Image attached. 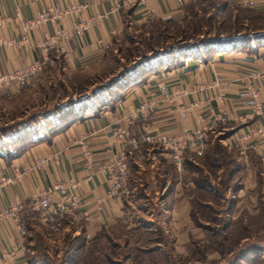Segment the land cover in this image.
I'll use <instances>...</instances> for the list:
<instances>
[{
  "label": "crops",
  "instance_id": "obj_1",
  "mask_svg": "<svg viewBox=\"0 0 264 264\" xmlns=\"http://www.w3.org/2000/svg\"><path fill=\"white\" fill-rule=\"evenodd\" d=\"M121 1L0 0V16L14 17L19 14L23 19L34 18L44 6L70 3L83 5L77 15L31 30L29 43L1 48L0 74L13 72L34 62L41 64L40 74L45 73L60 58L63 68L69 71L89 72L103 63L109 47L128 24L178 20L183 15V7L191 0H181V4L179 0H148L146 11L135 2L112 10V6ZM225 1L246 6L247 0ZM251 8L264 9V0H253ZM166 15L169 18L165 20ZM77 17L99 18L80 36H71L60 43L63 54L55 48L43 50L39 47L54 32L71 30ZM21 36L22 30L18 23H11L0 30V37L6 40ZM156 65L128 81L117 97L106 99V96H100L94 99L99 104L88 103L83 108L70 110L53 122H48L50 126L38 132V136H31L30 141L25 136L14 142L0 141V175L13 177L15 170L18 171L14 182L0 191V212L10 206L18 208L17 220L12 217L0 220V255L10 251L15 253L6 259L0 257V264H50L37 254L35 244L38 240L43 243L45 254L52 259L63 254L66 248L62 250L60 247L66 245V240L80 238L79 248L70 253L72 261L74 254L85 253L97 238L108 241L109 234L118 227L125 210L133 207L141 210L145 207L137 204L141 198L137 191L142 187L145 193L147 186L164 191V197L169 199V204L163 209V212L170 215L167 223L179 230V236L175 235L174 242H187V229L205 227L203 222L197 220L198 224H195L190 217L194 178H197L198 173L206 181L207 192L219 198L222 196L207 184L208 181L213 183L215 178L208 179L202 165L209 141L222 134L225 135L220 142L233 153L237 164L227 180L230 182L232 178L238 177L237 186L233 189L226 187L223 192L229 191L230 198L233 196L239 200L254 196L255 190L264 180V135L255 142L257 150L248 149L244 156H239L235 150L226 146V138L232 133H242L255 127L264 132V118H253L242 123L230 119L248 113L236 94L247 73L264 71V45L237 44L225 48L193 49L190 54L178 58L173 55L172 60L167 59ZM215 78L226 83V86L207 90L205 94L197 90ZM254 84L259 92V101L264 103V79L256 80ZM18 92L17 86L12 83L0 85V105L18 97L21 94ZM216 94H220V97L216 98ZM143 102L150 103L145 119L136 112L137 106ZM189 104L192 105L190 111L180 116L179 110ZM216 113H220L224 121L215 120ZM115 126L124 129L121 141L113 136ZM193 129L205 130L206 143L202 156L194 157L188 152H182L177 167L170 162L169 151L140 140L146 134L177 137ZM79 138H84L87 144L89 162L92 164L90 168H86L83 163L81 149L77 144ZM53 155L55 161L36 165L38 160ZM116 156L125 162L128 175L125 192L109 197L106 195V173L98 165L107 164ZM30 166L32 169L27 171ZM56 181L77 184L80 196L78 209L71 215L59 218L33 211L29 204L34 196ZM203 188L198 186L196 189L202 192ZM202 203L211 209L208 202ZM211 211L218 214L213 209ZM53 245L56 247L54 252L51 247Z\"/></svg>",
  "mask_w": 264,
  "mask_h": 264
},
{
  "label": "rangeland",
  "instance_id": "obj_2",
  "mask_svg": "<svg viewBox=\"0 0 264 264\" xmlns=\"http://www.w3.org/2000/svg\"><path fill=\"white\" fill-rule=\"evenodd\" d=\"M221 3V0H208L203 7L215 4L220 6ZM192 11L195 12V9ZM198 15L209 19V27L202 26V31H206L205 37L213 36L215 31L221 36L232 35V29L240 28L238 24L242 23L243 17L239 8L234 11L231 6L224 13L207 9ZM259 15L260 13H254L251 22H243L248 27L260 30L257 31L259 36L251 38L245 45H264V20L254 19ZM233 16L236 22H233ZM148 27L147 23L128 24L109 47L103 63L89 72L69 71L63 68L60 58L53 68L34 76L27 87L19 90L21 94L18 97L0 105V141L14 142L24 136L30 141L31 136H38V132L50 126L48 122H53L64 113L83 108L88 103L99 104L94 99L100 96H106V99L117 97L120 89H116V85H121L126 76L143 68L155 67L167 59L172 60L173 55L178 58L190 54L193 49H210L197 42L191 45L188 43L189 46L181 51L170 48L169 52H164L160 47L171 41L163 40V43H159L153 40L148 35ZM238 32L242 34L244 31L239 29ZM197 38L199 37L195 39ZM239 43L241 42L212 45L211 48H225ZM223 136L224 134L218 137ZM209 142V148L216 143L214 139ZM216 151L223 154L225 163L218 161L221 164L219 172L215 168H207L208 179L215 178L213 183L208 181L207 184L222 196L219 198L205 192L201 193V199L208 202L210 210L213 209L218 214L212 215L208 210L194 209L198 213L197 219L205 227L187 229V242H174L179 230L167 223L170 215L163 212V209L169 204V199L164 197V191L147 186L144 193L142 187H139L137 193H140L141 198L137 204L145 207L141 210L135 207L125 210L118 227L109 234L108 241L97 238L81 254L83 257L76 264H264V180L252 197L239 200L233 196L230 198L229 191H224L227 194L225 197L223 190L226 187L233 189L238 184V177L232 178L230 182L227 180V171L233 166L228 162L232 160L236 163V160L231 151L221 147H217ZM36 245L40 258L48 260L50 264H62L63 254L50 259L45 254L41 240ZM51 247L54 252L55 245ZM66 247L64 245L60 248L63 250Z\"/></svg>",
  "mask_w": 264,
  "mask_h": 264
},
{
  "label": "built area",
  "instance_id": "obj_3",
  "mask_svg": "<svg viewBox=\"0 0 264 264\" xmlns=\"http://www.w3.org/2000/svg\"><path fill=\"white\" fill-rule=\"evenodd\" d=\"M148 0H123L120 4H114L112 10H117L122 6H126L130 3L139 4L143 10H147ZM181 4V0H179ZM247 7H253V0L246 1ZM83 5L79 4H64L62 6H44L38 10L36 16L31 19H23L17 14L14 17L0 16V30L11 23H18L22 30V36L18 39H3L0 37V49L3 47H19L23 44L29 43L30 31L36 27L52 23L60 20L64 17L77 15ZM146 13V12H145ZM99 17H86L78 18L72 26L71 30H58L44 39L40 44L43 50L55 48L58 52L63 54L60 43L70 38L71 36H80L90 26L97 23ZM169 18V15L165 16V20ZM41 71V64L34 62L27 67L17 69L10 73L0 74V85L12 83L17 86V91L27 87L34 76L39 74ZM264 79V71L262 72H249L241 82L240 87L237 91V98L240 99L243 105L248 109V113L245 115H239L230 117L234 122L242 123L246 120L253 118H264V103L260 102L259 92L254 82L256 80ZM226 86V83L221 82L218 78H215L210 84L198 87V91L203 94L207 90L221 89ZM216 98L220 97V94L215 95ZM192 105L189 104L185 108L179 110V115L184 116L187 114ZM150 109L149 102H143L137 106L136 112L142 119L147 116V110ZM215 120L224 121V117L220 113L214 115ZM113 136L116 140L121 141L123 139L124 129L118 126L113 128ZM264 132L261 128L255 127L252 130H247L242 133H232L226 138V146L236 151L239 156H244L248 149L257 150L256 140L262 138ZM141 141L156 145L161 150L169 151V159L172 164L176 167L180 165V156L182 152H188L194 157L202 156L205 143L206 134L203 129H193L188 132L182 133L177 137H167L162 134H146L142 135ZM77 144L81 149V157L86 168H90L92 164L89 162L87 144L84 138H79ZM55 161L54 155L50 158L41 159L36 162V165L45 164L48 161ZM100 169H103L106 173V195L109 197L117 196L120 193L125 192V181L128 175V168L120 156H116L111 162L107 164L98 165ZM32 167H28L27 171H30ZM13 177L0 175V191L2 188L12 184L17 178L18 171L15 170ZM76 183L74 182H62L56 181L53 184L46 187L44 190L39 192L31 200L29 207L40 214L49 213L53 217H61L65 215H71L80 206V196L77 192ZM18 208L16 206H10L4 212H0V220L6 217H12L17 220ZM54 228V224H52ZM14 251L5 252L0 255L1 259H6L14 256Z\"/></svg>",
  "mask_w": 264,
  "mask_h": 264
},
{
  "label": "trees",
  "instance_id": "obj_4",
  "mask_svg": "<svg viewBox=\"0 0 264 264\" xmlns=\"http://www.w3.org/2000/svg\"><path fill=\"white\" fill-rule=\"evenodd\" d=\"M208 1V0H191L188 4H186L183 7V15L180 19L175 20V21H169V22H161L159 20H150L147 21L145 23L148 24V35H150L151 38H153V40L158 41L159 43H163V40H167V41H171L170 44H165L164 46H161L160 49L161 50H165L164 52H169L170 48H172V50H182L186 47H188V43H199L200 45L207 47V48H211L212 45H219V44H233L236 41H240L241 43H239L241 46H244L251 38H255L257 36H259V34H257V31L260 30H255L252 27H248L246 26L245 23L243 22H251L252 20V16L254 13H260V15L257 18H254L256 21H261L264 20V10L263 11H255L253 10V8H243L242 6H238L234 3H228L225 0H221L222 3L219 6L218 4H215L214 6H206V8H204V2ZM229 6L232 7V9L235 11L236 8H239V11H241V13L243 14L242 17V23H239V27L240 28H234L232 29L233 34H224V36H221L219 34H217V31H215L213 33V36L209 37L206 35V37L204 36L206 32L205 30L202 31V26L204 27H209V19H206L208 15H206V20L203 19L202 17H200L198 15L199 12L203 11H207V9L210 11L212 10H216L217 12H226L227 9L229 8ZM193 9H195V12L192 11ZM213 14L215 12H212ZM253 13V14H251ZM233 19H235V16H233ZM233 22H236V19L233 20ZM144 24V23H142ZM250 28V30H249ZM239 29L241 31H244L242 34H238ZM208 31V30H207ZM248 31V32H245ZM209 33V32H207ZM234 33H237L234 34ZM221 36V37H220ZM196 37L197 40L195 39ZM209 37V38H208ZM192 41V42H191ZM151 67H147V68H143L141 70L136 71L135 73H132L131 75H129L128 77L126 76L125 79L122 80L121 85H116V89H121L122 87H124L126 85V83L130 80H132L133 78H135L137 75L140 74L141 71L144 70H148ZM108 95V94H106ZM69 112V111H68ZM67 112V113H68ZM66 113H64L63 115H65ZM62 116V115H61ZM225 135V134H224ZM222 139V137H217L214 139V141H216V143L214 142L213 146L208 148L206 151H204L203 154V160H202V165L203 167L207 170V168L212 169L215 168L217 169L218 167L221 168V164H219V162L221 163H225V160H223L222 157V153L219 154L216 149L217 147H221L222 149H226L220 142V140ZM228 151V150H227ZM232 159V158H230ZM219 161V162H218ZM229 164H233L232 169H229L227 171V173H231L233 170H235V168L237 167V164L232 160H230L228 162ZM227 164V162H226ZM204 178V177H202ZM197 179V180H196ZM194 182H195V188L192 190L193 191V195L190 201L191 204V210H190V217L193 220V222L195 224L197 223V211L194 209H201V210H208L209 212L212 213V215H214V213L208 208L206 207L203 203H202V199H201V193H205L207 192L205 190V184L206 181L201 179V175L198 173L197 178H194ZM198 186H202L204 187L202 192L200 190H197L196 188ZM209 193V192H207ZM81 244V240L80 238H75V240H66V249L63 252V261L64 262H68V263H72V264H76L78 262V260L81 259V255H76V254H72L73 258L71 261L70 258V253L73 250H77L79 248V245Z\"/></svg>",
  "mask_w": 264,
  "mask_h": 264
}]
</instances>
